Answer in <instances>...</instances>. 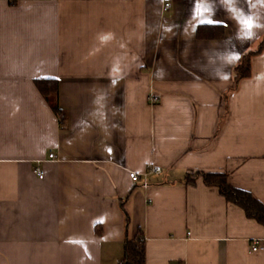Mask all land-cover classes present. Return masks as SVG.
<instances>
[{
    "label": "crops",
    "instance_id": "1",
    "mask_svg": "<svg viewBox=\"0 0 264 264\" xmlns=\"http://www.w3.org/2000/svg\"><path fill=\"white\" fill-rule=\"evenodd\" d=\"M263 37L264 0H0V264H120L139 233L146 264H264V225L186 181L264 204V49L232 90Z\"/></svg>",
    "mask_w": 264,
    "mask_h": 264
},
{
    "label": "trees",
    "instance_id": "2",
    "mask_svg": "<svg viewBox=\"0 0 264 264\" xmlns=\"http://www.w3.org/2000/svg\"><path fill=\"white\" fill-rule=\"evenodd\" d=\"M225 29L220 23H204L197 27L196 35L200 39H217L224 36ZM264 49V37L259 42L255 50L245 52L239 62L233 69V87L235 91L241 80L251 76V60L252 57L260 53ZM37 87L42 95L51 103L55 112L61 114V109L57 103L58 83L54 80H39ZM202 178L208 187H216L221 195L227 201L239 205L245 211L249 218L257 220L264 225V204L255 198L250 192L234 188L228 183L227 173H206L196 171L189 173L186 181L189 184H195L198 178ZM120 264H146V247L145 239L142 233L135 237H127L125 240V249Z\"/></svg>",
    "mask_w": 264,
    "mask_h": 264
},
{
    "label": "built area",
    "instance_id": "3",
    "mask_svg": "<svg viewBox=\"0 0 264 264\" xmlns=\"http://www.w3.org/2000/svg\"><path fill=\"white\" fill-rule=\"evenodd\" d=\"M168 7H169V3H165V8H168ZM148 98H149V101H150L151 103H156V102L159 100V98H158L156 95H154V94H150ZM49 156H50V158H53V157H54V154L51 153V154H49ZM161 170H162L161 167L153 166V167H151V168L149 169V172H150V173H151V172L159 173V172H161ZM149 172H148V173H145V176L148 175ZM35 173H36L40 178H43V177H44V171H43L42 169H40L39 167H36V168H35ZM129 175H130V178H131L133 181H138V180L140 179L139 174L136 173V172H134V171H130ZM261 247H262V246H260L258 243H256V244H254V245L252 246V249H253V250H258V249L261 248Z\"/></svg>",
    "mask_w": 264,
    "mask_h": 264
},
{
    "label": "snow or ice",
    "instance_id": "4",
    "mask_svg": "<svg viewBox=\"0 0 264 264\" xmlns=\"http://www.w3.org/2000/svg\"><path fill=\"white\" fill-rule=\"evenodd\" d=\"M197 2H200V0H197ZM209 22H212V21H209ZM248 27H249V28H251V27H252V25H251V24H249V25H248Z\"/></svg>",
    "mask_w": 264,
    "mask_h": 264
}]
</instances>
